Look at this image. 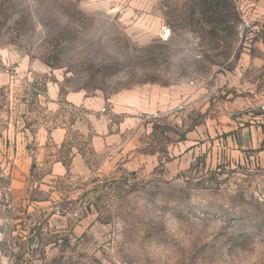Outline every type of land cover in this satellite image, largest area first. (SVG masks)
I'll list each match as a JSON object with an SVG mask.
<instances>
[{
  "label": "rangeland",
  "instance_id": "rangeland-1",
  "mask_svg": "<svg viewBox=\"0 0 264 264\" xmlns=\"http://www.w3.org/2000/svg\"><path fill=\"white\" fill-rule=\"evenodd\" d=\"M203 2L0 0V131L17 68L105 113L70 118L64 173L0 165V264H264V0Z\"/></svg>",
  "mask_w": 264,
  "mask_h": 264
},
{
  "label": "crops",
  "instance_id": "crops-1",
  "mask_svg": "<svg viewBox=\"0 0 264 264\" xmlns=\"http://www.w3.org/2000/svg\"><path fill=\"white\" fill-rule=\"evenodd\" d=\"M262 47H264V43H262ZM260 50V55H254L250 52L252 59L259 58V56L260 59L259 61L253 59L249 62L251 63L249 66H251L253 76L244 79L246 83H250V86L255 88H264V60H261L264 58V48ZM247 68L248 66L243 71H246ZM22 69L17 68L15 72L10 71L7 74L10 82L13 83L19 77L18 75L27 77L40 84L43 94L38 95L30 89L20 87L19 100L15 101L16 104L11 101V108H16L18 114L16 115L17 112H14L13 109L7 116L9 124H17L19 129L9 127V131H0L2 137L14 138L17 135V137L21 136L23 139L22 142H19L17 155H15L13 141L8 143L5 140L4 146L0 144V165L4 168L13 166L15 169H22L24 170L23 175H26L22 180H12L11 190L14 189V185L17 187L22 181L27 180V176L33 167H40L47 163L48 157L53 158L50 163L52 173L66 172L68 167L58 157L59 152L56 153V149L61 148L69 139V129L72 124L70 118H78L79 120L85 116L91 119L92 125H95V127H92L98 129L100 121L104 120L105 117V113L101 112L104 107L92 98L87 97L84 92L68 91L62 96L58 82L42 80L33 76L32 71L25 72ZM168 101L170 102V100ZM68 105L72 106L73 109L68 108ZM118 107L119 105L116 106V109ZM98 133L102 132L98 130ZM97 141H99L98 135H95L93 142L96 147ZM31 150L34 152L31 153ZM78 156L74 152L73 160L78 161Z\"/></svg>",
  "mask_w": 264,
  "mask_h": 264
},
{
  "label": "trees",
  "instance_id": "trees-1",
  "mask_svg": "<svg viewBox=\"0 0 264 264\" xmlns=\"http://www.w3.org/2000/svg\"><path fill=\"white\" fill-rule=\"evenodd\" d=\"M231 1V0H230ZM228 2V0H204V5H206V10L204 13L211 11L212 16L219 15L222 12V9L225 5V3ZM213 18H211L209 21H214Z\"/></svg>",
  "mask_w": 264,
  "mask_h": 264
},
{
  "label": "built area",
  "instance_id": "built-area-1",
  "mask_svg": "<svg viewBox=\"0 0 264 264\" xmlns=\"http://www.w3.org/2000/svg\"><path fill=\"white\" fill-rule=\"evenodd\" d=\"M21 87L23 89H30L32 91H34L35 93H37L38 95H42L43 94V90L40 86L39 83L33 82L32 80L25 78V79H21ZM34 151L31 150V153H33Z\"/></svg>",
  "mask_w": 264,
  "mask_h": 264
}]
</instances>
